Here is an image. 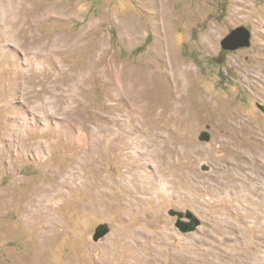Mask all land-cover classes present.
I'll use <instances>...</instances> for the list:
<instances>
[{"label":"rangeland","instance_id":"rangeland-1","mask_svg":"<svg viewBox=\"0 0 264 264\" xmlns=\"http://www.w3.org/2000/svg\"><path fill=\"white\" fill-rule=\"evenodd\" d=\"M0 264H264V0H0Z\"/></svg>","mask_w":264,"mask_h":264},{"label":"bare ground","instance_id":"bare-ground-1","mask_svg":"<svg viewBox=\"0 0 264 264\" xmlns=\"http://www.w3.org/2000/svg\"><path fill=\"white\" fill-rule=\"evenodd\" d=\"M209 41H210V39H209ZM210 43L213 44V40H211ZM169 52H170L169 53L170 61H166V60H164V58H163V60L161 58H158V60L155 59L156 62L153 63L152 66L157 68V70H156L157 72H162L163 75L166 74V75L172 77L173 84H172V87L170 86V84H168V87L170 88V91L167 90V92H168V94H171V95L172 94H180V96H178V99H177L179 101V105H180L179 109H181L182 107L184 109H187V107L184 104L185 103L184 98H185L186 95H181V94L188 93V91H189V88L191 86V81H190L189 75H190L191 71H190L188 65L185 62L180 61L175 56V53L171 52L170 50H169ZM172 57H173V59H172ZM150 68H151V66H150ZM186 98H188V97L186 96ZM164 111H165V109H164ZM143 122H144V124H146L147 121L143 120ZM240 123L247 124L246 121H240ZM145 134L146 135H149V134H153L154 135L155 133H153L151 131L143 130L141 135L145 136ZM170 139H171V136H167L165 138V143L162 146V148L165 151L169 150V145L168 144H169ZM123 196H126V195H123Z\"/></svg>","mask_w":264,"mask_h":264},{"label":"water","instance_id":"water-1","mask_svg":"<svg viewBox=\"0 0 264 264\" xmlns=\"http://www.w3.org/2000/svg\"><path fill=\"white\" fill-rule=\"evenodd\" d=\"M251 38L252 33L249 29L246 27L240 26L236 29H233L226 37H224L221 41V47L225 51H237L240 49L249 48L251 46ZM203 140H209V135L204 133L202 135ZM171 215L179 216V220L177 221V228L182 233H190L196 230V228L200 225V221L197 217L193 216L192 214H188L187 218L189 221H183L181 218L183 217V214L176 213L175 211L171 212ZM107 228L104 226H101L94 239L98 241L100 238L106 235Z\"/></svg>","mask_w":264,"mask_h":264}]
</instances>
